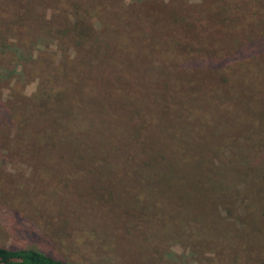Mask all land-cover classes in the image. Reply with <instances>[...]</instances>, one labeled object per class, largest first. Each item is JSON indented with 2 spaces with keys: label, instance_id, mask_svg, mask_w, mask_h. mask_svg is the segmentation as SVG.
I'll use <instances>...</instances> for the list:
<instances>
[{
  "label": "rangeland",
  "instance_id": "1",
  "mask_svg": "<svg viewBox=\"0 0 264 264\" xmlns=\"http://www.w3.org/2000/svg\"><path fill=\"white\" fill-rule=\"evenodd\" d=\"M30 1L25 7L29 17L43 16L44 22H56L58 15L60 20L72 18L73 9L65 0ZM79 1L88 6V21L99 35L106 34L99 25L103 21L122 23L129 17L130 31L139 23L146 32L165 21L152 12L146 17L141 6L131 7L132 0ZM120 1L134 11L127 8L123 13ZM213 1L226 6L230 17L218 23L221 28L215 35L212 22H196L189 40L206 35L213 42L215 38L223 65L229 67L227 76L233 79L231 92L258 104L264 84L254 76L258 72L264 76L263 68L250 63L253 57L247 48L257 60L264 54V45L258 49V38L252 46L246 45L245 26L261 27L254 21L264 0ZM5 15L0 11V24ZM37 24H21L18 35L2 33L4 43L0 38V244L32 247L86 264H264V119L237 111L239 103L230 101L226 112L204 122L191 116L181 134L176 124V140L189 141L176 143V172L183 179L175 191H160L145 173L125 180L110 166L81 163L73 147L64 151L49 145L53 138L78 134L81 127L61 130L54 123L66 116L61 109L35 107L40 85L53 91L62 86L56 71L61 70L57 65L61 51L55 39L40 34ZM149 35L153 40L164 37L157 31ZM195 47L190 56L177 54L181 66L176 68V95L181 89L178 79L180 84L191 74L188 61L203 54L197 52L201 45ZM150 57L153 65L148 57L142 63L136 57L114 61L117 71L131 76L132 89L140 84L138 71L151 73L147 91L153 95L146 98L148 104L158 98L164 76L159 55ZM25 60L36 62L30 63L32 71L22 65ZM44 62L49 68H44ZM148 111L150 116L160 113L156 108ZM133 236L136 243H130Z\"/></svg>",
  "mask_w": 264,
  "mask_h": 264
},
{
  "label": "trees",
  "instance_id": "2",
  "mask_svg": "<svg viewBox=\"0 0 264 264\" xmlns=\"http://www.w3.org/2000/svg\"><path fill=\"white\" fill-rule=\"evenodd\" d=\"M65 1L73 9L72 18L63 16L60 20L58 15L56 22H44L43 16H27L28 11L25 7L31 4L30 0H0V11H6L5 17L2 18L3 24H0V38L3 43L6 38L2 33L21 34L18 30L21 24L28 25V22L35 21L38 22L40 34L44 33L55 39L61 51L60 62L57 64L61 70H55L60 72L62 86L53 91L51 86L40 85L35 107H51L54 111L61 109L66 116L54 121L56 126L61 130L70 126L81 127L78 134L82 135L77 137L78 134H75L59 140L53 138L49 143L52 147L58 145L59 150L64 151L73 147L80 153L81 163L110 166L112 170L119 171L118 176L122 177L120 179L126 180L131 174L134 178L145 173L154 178L153 182L158 183L156 187L160 191H175L180 188L181 184L178 182L181 183L183 179L176 172L178 160L176 156L179 153L176 143L179 140L185 143L189 141L185 137L176 140V124L178 133L181 134L186 127L185 122L191 116L198 118L197 115L201 114L203 119H193L204 122L206 117L217 116L220 111L226 112L230 101L239 103L237 111H245V115L264 119V96L255 104L258 100L252 103L250 98H241L242 94L236 97L231 92L234 88L233 79L227 76L229 67L223 65L225 59L219 53L220 47L215 44L216 39L211 42V36L199 31V35H205L204 38L195 36L194 40H189L195 35L191 36L196 22H212L211 25L216 28L213 32L215 35L221 28L218 23L230 17L226 6L217 5L213 0H132L131 7L141 6L140 10L146 17L149 16L148 12H152L165 21L153 24L150 30L148 28V32L139 23L130 31L128 24L131 25L133 22H130L129 17L122 23L103 21L99 25L105 28L106 34L99 35L94 29V24L88 21V6H83L79 0ZM262 6L264 8V3L256 10L260 15L258 20L254 21L259 22L261 27L256 30L249 25L245 26L246 45L252 46L254 39L258 38V49L264 45V9L260 10ZM131 7L120 1V8L125 9L123 13ZM131 11H134V8H131ZM146 17L143 16V19L147 22ZM114 19L121 20L117 17ZM151 31L161 32L164 37L153 40L149 35ZM31 35H34V32ZM177 35L185 36V39H176ZM146 36L150 39H146ZM197 44L201 45L197 52L203 54L199 57L197 54L188 61L191 74L180 84L178 79L181 89L176 100V68L179 64L181 66L180 62L176 63L177 54L190 56L195 52ZM151 47L152 49H149ZM247 51L250 58L253 57L250 63L262 67L264 75V54L255 60L253 52L248 48ZM154 53L159 55L161 62L158 67L164 76L162 86L158 89L160 90L158 98L148 104L146 98L153 95L147 91L148 76L151 73L138 71L137 79L140 84L132 89L131 76H126L122 70L117 71L114 61L115 58L122 61L132 54L131 57H136L139 63L148 57L151 59L148 62L153 65L154 59L150 56ZM50 59L53 61L54 57ZM30 63L36 62L25 60L22 63L29 72L32 71ZM47 64L44 62L45 69L49 68ZM258 73L254 76L256 81L264 84V76L260 77ZM150 108H156L160 113L150 116L149 111L145 112ZM261 219L264 222V209L261 211ZM132 238L133 241L130 239L128 241L136 243L134 236ZM140 263L142 264L141 261ZM0 264L86 263L69 261L32 247L0 244Z\"/></svg>",
  "mask_w": 264,
  "mask_h": 264
}]
</instances>
